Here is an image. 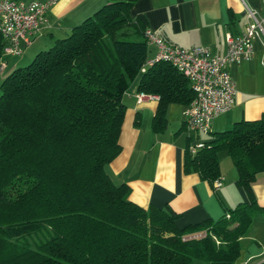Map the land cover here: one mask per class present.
I'll use <instances>...</instances> for the list:
<instances>
[{"label":"trees","instance_id":"16d2710c","mask_svg":"<svg viewBox=\"0 0 264 264\" xmlns=\"http://www.w3.org/2000/svg\"><path fill=\"white\" fill-rule=\"evenodd\" d=\"M138 0L106 3L70 33L13 69L0 83V264H234L256 215L252 191L264 172V113L213 133L195 154L184 149V172L213 185L225 151L246 201L217 220L184 227L169 207L143 208L114 184L105 166L120 152L124 95H155L154 129L168 105L188 106L189 80L170 63L146 66L149 46ZM135 39H123L125 37ZM4 40L0 34V58ZM44 230L45 238H27ZM200 237H191L194 234Z\"/></svg>","mask_w":264,"mask_h":264},{"label":"crops","instance_id":"0c3cea01","mask_svg":"<svg viewBox=\"0 0 264 264\" xmlns=\"http://www.w3.org/2000/svg\"><path fill=\"white\" fill-rule=\"evenodd\" d=\"M29 2L32 0H15ZM46 1V0H36ZM264 18V0H244ZM106 0H56L47 12L48 27L35 35L20 56L2 55L5 67L0 81L33 54L66 37L71 29L91 16ZM146 28L155 31L169 44L190 49L203 46L213 53L226 51V35L238 37L246 19L242 0H138L130 10ZM155 55L149 47L147 60ZM264 35L253 41L249 60L229 66L236 84L234 104L230 111L212 120L208 134L190 132L184 124V106L168 105L166 123L154 129L158 97L145 94L137 98V81L126 91V106L119 135V154L105 166L114 184L129 187L128 198L143 208L169 207L179 214L177 225L184 227L206 219L217 220L226 210L246 201L244 189L237 183L233 164H222V183L218 188L183 169L186 145L210 139L215 132L227 130L235 122L256 120L264 113ZM3 80V79H2ZM225 161V159H224ZM252 191L264 205V172L256 175ZM194 264H207L199 260ZM234 264H264V215H256L248 234L242 238L240 254Z\"/></svg>","mask_w":264,"mask_h":264},{"label":"built area","instance_id":"2783aa9c","mask_svg":"<svg viewBox=\"0 0 264 264\" xmlns=\"http://www.w3.org/2000/svg\"><path fill=\"white\" fill-rule=\"evenodd\" d=\"M55 1L0 0V34L5 42L2 55L19 56L23 53L32 43L35 35L49 26L47 12ZM242 3L246 19L244 30L235 38L230 34L226 35L227 47L223 54L213 53L203 46L186 49L169 44L155 31L145 28L146 43L154 47L155 55L146 61L141 71L143 72L146 66L156 61H165L189 80L194 98L184 108V124L190 132L210 133L214 117L231 110L236 94V84L229 66L249 60L253 55V41L259 35H264V18L244 0ZM4 67L5 64L0 62V71ZM143 97H145L144 93H137L138 100ZM204 145L202 141L189 144L188 150L191 154H195ZM222 179L220 177L214 180L213 187L218 188ZM201 235V233L194 234L191 237Z\"/></svg>","mask_w":264,"mask_h":264},{"label":"rangeland","instance_id":"374dc122","mask_svg":"<svg viewBox=\"0 0 264 264\" xmlns=\"http://www.w3.org/2000/svg\"><path fill=\"white\" fill-rule=\"evenodd\" d=\"M123 39H129V40H133V39H135L134 37H125V38H123ZM150 48H151V46H149ZM49 48V46L47 47V48H45V49H48ZM26 50V49H25ZM25 50L23 51V53L25 52ZM36 54H33V56H31L30 58H28V60H26V61H24L22 64H20L19 66H25V65H27V64H29L31 61H32V59H33V57L35 56ZM10 56H12V55H10ZM20 56V55H19ZM3 79V78H2ZM2 79H1V81H2ZM1 81H0V83H1ZM134 82V81H133ZM133 82H131L130 83V86L133 84ZM0 95H1V89H0ZM233 127V125L232 126H230L228 129H231ZM224 159H225V161H224ZM222 160V164H224V166H226L225 164L227 163L228 164V162H229V164H233L232 163V160H231V158H230V156L225 152V151H221V152H219L218 153V162H219V165H220V161ZM45 234H46V232L44 231V230H42L41 232H39L38 234H32L31 236H29L28 238H27V240L29 241V243H30V245L31 246H33L36 242H38L39 240H41V239H44L45 238Z\"/></svg>","mask_w":264,"mask_h":264}]
</instances>
